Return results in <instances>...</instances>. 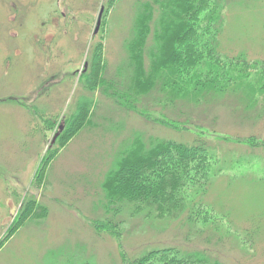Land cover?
<instances>
[{
  "label": "rangeland",
  "instance_id": "obj_1",
  "mask_svg": "<svg viewBox=\"0 0 264 264\" xmlns=\"http://www.w3.org/2000/svg\"><path fill=\"white\" fill-rule=\"evenodd\" d=\"M137 1L0 0V264H124L169 247L203 252L219 264H264V93L247 99L248 108L244 94L217 95L210 108L195 111L200 120L178 134L153 118L117 108L106 89L91 92L84 86L97 41L103 43L107 75L125 64ZM224 16L221 52L264 59V0H241ZM81 98L95 101L94 124L61 147L59 136ZM154 107V115L163 114ZM101 115L111 119L97 129ZM121 122L125 129L115 136L116 128L110 127ZM135 131L190 143L201 134L215 150L211 168L216 174L203 198L214 209L204 223L191 226L183 212L148 226L129 221L122 236L91 227L89 220L102 213L97 185L111 161L107 150L101 159L104 145L116 137L127 142ZM43 162L49 166L40 175ZM29 198L37 203V214L25 220Z\"/></svg>",
  "mask_w": 264,
  "mask_h": 264
},
{
  "label": "trees",
  "instance_id": "obj_2",
  "mask_svg": "<svg viewBox=\"0 0 264 264\" xmlns=\"http://www.w3.org/2000/svg\"><path fill=\"white\" fill-rule=\"evenodd\" d=\"M240 1H137L130 36L125 43V64L118 66L114 75H107L103 43L97 41L83 73L84 86L91 92L99 86L106 89L107 99L117 108L145 119L153 118L178 134L188 130L187 123L200 120V116H193L195 111L200 106L204 110L210 108L217 95L238 92L239 96L244 94L241 100L248 105L247 99L264 93V59L248 61L244 54L236 57L222 53L219 44L225 11ZM255 82H260L259 88ZM243 88L249 91L244 92ZM94 102L93 98L78 100L74 112L66 119L63 135L59 136L61 147L76 133L94 124L91 120ZM152 106L155 110L161 108L163 114L154 115ZM166 110L171 111L172 116L166 114ZM106 116L101 115L97 129L103 128L104 119H111ZM124 126L121 122L119 126L110 127L117 129L112 134L121 135ZM146 132L135 131L127 142L119 143L116 137L115 142L104 145L106 149L102 150L101 159L107 158V150L111 161L97 185L103 196L102 213L89 220L97 233L110 228L121 235V228H126L129 221L138 219L148 226L156 219L175 220L183 212L189 215L184 221L193 226L209 219L214 209L203 199L216 174H212L211 168L215 150L209 148L206 139L199 134L191 143L181 142L174 137H158ZM261 141L264 147V140ZM57 152H52L51 159ZM46 162L40 166V175L45 166H49ZM35 203L33 198L27 200L22 218L28 216L27 220L34 215L38 207ZM227 214L223 212L225 218ZM245 237L251 238L247 234ZM82 264H90V261ZM124 264L219 263L211 261L203 252L169 247L151 250Z\"/></svg>",
  "mask_w": 264,
  "mask_h": 264
},
{
  "label": "water",
  "instance_id": "obj_3",
  "mask_svg": "<svg viewBox=\"0 0 264 264\" xmlns=\"http://www.w3.org/2000/svg\"><path fill=\"white\" fill-rule=\"evenodd\" d=\"M102 13H103V12H102V8H101L100 11H99V14H98L97 26H96V28H95V31H97L98 26H99V24H100V18H101V16H102ZM59 129H62V126H60ZM57 134H58V133H55V134H54L52 140H54V138L57 136Z\"/></svg>",
  "mask_w": 264,
  "mask_h": 264
},
{
  "label": "flooded vegetation",
  "instance_id": "obj_4",
  "mask_svg": "<svg viewBox=\"0 0 264 264\" xmlns=\"http://www.w3.org/2000/svg\"><path fill=\"white\" fill-rule=\"evenodd\" d=\"M14 16L12 18H15L16 17V14H13Z\"/></svg>",
  "mask_w": 264,
  "mask_h": 264
}]
</instances>
